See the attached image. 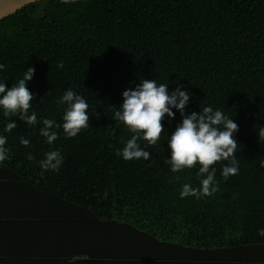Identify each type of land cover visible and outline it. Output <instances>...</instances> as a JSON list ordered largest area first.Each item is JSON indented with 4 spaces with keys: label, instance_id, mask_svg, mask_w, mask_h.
<instances>
[{
    "label": "trees",
    "instance_id": "obj_1",
    "mask_svg": "<svg viewBox=\"0 0 264 264\" xmlns=\"http://www.w3.org/2000/svg\"><path fill=\"white\" fill-rule=\"evenodd\" d=\"M0 64L8 88L35 68L27 87L39 122L0 109V264H264L254 262L264 245V0H35L0 18ZM143 79L190 92L188 114L211 106L239 125V172L225 180L229 161L216 163L211 196L182 198L206 177L166 163L176 109L156 145L138 141L149 160L116 155L133 133L114 114ZM69 89L88 103L89 127L72 138L56 129L49 144L42 120L62 125ZM9 122L18 126L4 132ZM53 150L59 171L42 169Z\"/></svg>",
    "mask_w": 264,
    "mask_h": 264
},
{
    "label": "clouds",
    "instance_id": "obj_2",
    "mask_svg": "<svg viewBox=\"0 0 264 264\" xmlns=\"http://www.w3.org/2000/svg\"><path fill=\"white\" fill-rule=\"evenodd\" d=\"M62 3H71L74 0H61ZM59 67H63L60 64ZM5 65L0 64V69ZM34 67H28L23 73V78L17 84L8 88L6 83H0V109L3 115L9 118H18L20 121L35 126L38 122L37 115L30 113L34 94L28 89L27 84L33 78ZM123 103L115 112V119L122 122L133 135L127 140L122 150H117L116 155L124 160H149L151 154L143 150L138 143L143 139L148 145H156L165 132V116L172 119L176 109L182 117V122L177 124L175 131L168 139L170 159L166 161L171 166V171L181 172L199 165V176H204L199 188H193L189 184L182 186L181 197L193 196L199 199L201 196H211L218 190L215 180V167L218 162L229 161L230 166L222 169V175L227 180L230 175L239 172L238 161L235 153L238 147L235 134L239 131V125L226 116L223 111L214 110L211 106L203 107L199 112L186 113L191 93L174 88L171 93L168 84H157L156 80L143 79L139 85L128 88L123 92ZM58 103L67 105L63 114V123L58 124L53 119H43V127L40 135L51 144L58 139L56 129L63 128L66 138L76 137L90 124L88 115L89 105L85 98L76 94L73 90L65 91ZM97 118L99 114L97 113ZM17 123L9 122L4 127V132H11L17 128ZM259 140H264V128L259 129ZM7 137L0 135V163L9 159V149L6 147ZM20 143L28 146L30 141L20 137ZM27 159L34 157L29 154ZM40 166L44 170L59 171L63 163V157L59 150H53L45 154ZM264 167V161L261 162ZM264 237V229L259 231Z\"/></svg>",
    "mask_w": 264,
    "mask_h": 264
},
{
    "label": "water",
    "instance_id": "obj_3",
    "mask_svg": "<svg viewBox=\"0 0 264 264\" xmlns=\"http://www.w3.org/2000/svg\"><path fill=\"white\" fill-rule=\"evenodd\" d=\"M35 0H0V18Z\"/></svg>",
    "mask_w": 264,
    "mask_h": 264
},
{
    "label": "crops",
    "instance_id": "obj_4",
    "mask_svg": "<svg viewBox=\"0 0 264 264\" xmlns=\"http://www.w3.org/2000/svg\"><path fill=\"white\" fill-rule=\"evenodd\" d=\"M257 251L254 252V262L264 259V245L256 248Z\"/></svg>",
    "mask_w": 264,
    "mask_h": 264
}]
</instances>
